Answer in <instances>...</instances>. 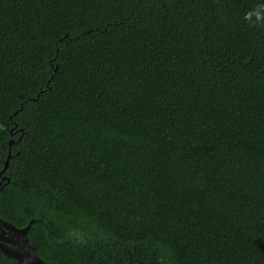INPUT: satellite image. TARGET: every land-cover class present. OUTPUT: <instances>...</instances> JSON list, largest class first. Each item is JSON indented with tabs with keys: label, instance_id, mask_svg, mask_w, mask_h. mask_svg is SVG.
<instances>
[{
	"label": "trees",
	"instance_id": "obj_1",
	"mask_svg": "<svg viewBox=\"0 0 264 264\" xmlns=\"http://www.w3.org/2000/svg\"><path fill=\"white\" fill-rule=\"evenodd\" d=\"M260 3L0 0V220L46 264H264Z\"/></svg>",
	"mask_w": 264,
	"mask_h": 264
},
{
	"label": "water",
	"instance_id": "obj_2",
	"mask_svg": "<svg viewBox=\"0 0 264 264\" xmlns=\"http://www.w3.org/2000/svg\"><path fill=\"white\" fill-rule=\"evenodd\" d=\"M7 165V162H5V166L1 170L0 175L5 173ZM5 179L9 181L7 177L3 176L2 182ZM2 182H0V185ZM32 223L33 220L30 221L26 227L17 228L6 221L0 220V251L4 254V256L15 260L16 264H45L36 255L33 248L29 244L28 231Z\"/></svg>",
	"mask_w": 264,
	"mask_h": 264
},
{
	"label": "clouds",
	"instance_id": "obj_3",
	"mask_svg": "<svg viewBox=\"0 0 264 264\" xmlns=\"http://www.w3.org/2000/svg\"><path fill=\"white\" fill-rule=\"evenodd\" d=\"M243 19L252 28L264 27V3L257 4L245 12Z\"/></svg>",
	"mask_w": 264,
	"mask_h": 264
},
{
	"label": "bare ground",
	"instance_id": "obj_4",
	"mask_svg": "<svg viewBox=\"0 0 264 264\" xmlns=\"http://www.w3.org/2000/svg\"><path fill=\"white\" fill-rule=\"evenodd\" d=\"M10 145H11V143H10ZM10 153V152H9ZM9 159H10V154H9V156H8V158H7V160H6V162H7V164H8V161H9ZM2 175H3V173H2ZM0 177H1V175H0ZM2 180H3V178H2ZM6 180V179H5ZM2 182V181H1ZM3 183V182H2ZM0 227H1V225H0ZM7 237V236H6ZM1 242H3V241H1ZM7 244H9V243H7ZM10 245V244H9ZM12 246V245H11ZM31 246V245H30ZM32 247V246H31ZM16 249V248H15ZM34 250V249H33ZM35 252V251H34ZM13 260V259H12ZM42 260V259H41ZM15 261V260H14ZM43 261V260H42ZM44 262V261H43ZM16 263V262H15ZM45 263V262H44ZM46 264V263H45Z\"/></svg>",
	"mask_w": 264,
	"mask_h": 264
},
{
	"label": "flooded vegetation",
	"instance_id": "obj_5",
	"mask_svg": "<svg viewBox=\"0 0 264 264\" xmlns=\"http://www.w3.org/2000/svg\"><path fill=\"white\" fill-rule=\"evenodd\" d=\"M4 174V173H3ZM1 179H0V182L2 181V178H3V176H2V174H1V177H0Z\"/></svg>",
	"mask_w": 264,
	"mask_h": 264
}]
</instances>
